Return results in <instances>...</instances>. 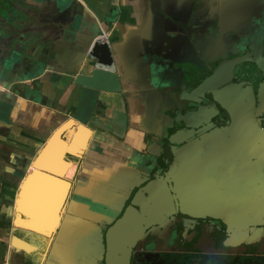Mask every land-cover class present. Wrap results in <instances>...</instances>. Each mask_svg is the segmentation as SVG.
<instances>
[{
    "label": "crops",
    "instance_id": "obj_1",
    "mask_svg": "<svg viewBox=\"0 0 264 264\" xmlns=\"http://www.w3.org/2000/svg\"><path fill=\"white\" fill-rule=\"evenodd\" d=\"M4 3L11 8L8 14L0 10V264H104L107 228L163 166L157 125L179 107L184 68L197 73L205 59L239 40L263 38L264 44V0H0ZM13 6L26 18L21 26L9 15ZM33 27L40 38L28 48L19 42L5 46ZM102 29L115 65L102 72L113 75L114 87L80 81L82 75L86 83L94 76L86 51ZM35 63L41 66L33 69ZM82 134L86 147L80 153L67 148L62 164L57 143L75 146ZM49 142L43 166H35ZM43 173L68 184L59 207L47 197L60 192ZM32 177L43 196L28 193L27 199L45 204L56 219L43 222L26 203V212L18 208L21 191L35 190ZM38 218L56 224L50 234L27 223ZM263 238L264 232L248 237L253 251L264 253V242L258 244ZM16 240L29 247L15 246Z\"/></svg>",
    "mask_w": 264,
    "mask_h": 264
},
{
    "label": "flooded vegetation",
    "instance_id": "obj_2",
    "mask_svg": "<svg viewBox=\"0 0 264 264\" xmlns=\"http://www.w3.org/2000/svg\"><path fill=\"white\" fill-rule=\"evenodd\" d=\"M250 43L252 48L245 52L233 42V49L205 59L195 74L191 73L193 70L184 68L186 76L184 88L180 91L179 107L171 108L176 112L175 115L163 118L157 125L162 134L161 142L165 146L161 155L163 166H160V172L178 165H172L173 158L168 155V152H174L171 145L168 146L170 149L166 147L169 144L168 138L173 133L183 134L176 150L178 153L189 142L201 141L206 135L220 133L218 129L221 127L229 135L240 133L237 119L247 121L254 118L260 127H264L263 38H251L249 45ZM218 57L220 58L217 59ZM230 58L243 59L236 65L233 73L230 61L227 62ZM222 61H226V65L222 67L223 72L218 74L214 70ZM198 90L202 91L201 96ZM237 94L239 98H234ZM259 154L253 160L258 161L261 184L255 192L249 187L244 191L247 200L262 199L264 196V155ZM219 196L217 193L213 198H220ZM263 230L264 225L259 224L237 229L215 216L172 214L163 222L151 226L135 244L130 264H242L246 260L254 262L251 264H264V253L253 251L254 249L240 250L249 246L247 239L252 233L259 234ZM262 241L264 242V238L258 244Z\"/></svg>",
    "mask_w": 264,
    "mask_h": 264
},
{
    "label": "water",
    "instance_id": "obj_3",
    "mask_svg": "<svg viewBox=\"0 0 264 264\" xmlns=\"http://www.w3.org/2000/svg\"><path fill=\"white\" fill-rule=\"evenodd\" d=\"M60 7L61 5L57 6L59 10ZM249 42L246 39L239 40L236 45L246 52L248 48H252ZM94 53L95 59L89 60L95 67L91 75H95L97 70H114V60L108 44L102 46L97 42ZM230 59L227 62L230 61L233 73L236 65L243 59ZM225 62H220L214 71L222 73ZM108 74L110 77L97 72L95 78L87 80V83L82 75L80 81L89 85L114 87L109 83L113 81V75ZM227 95L230 93L227 92ZM249 97L254 100L253 96ZM234 98H239V94ZM236 123L240 133L229 135L221 127L218 129L220 133L206 135L201 141L189 142L178 153L176 150L183 134L170 135L166 147L170 149L168 146L171 145L174 152H168V155L173 158L172 165H178L157 172L153 179L136 191L123 213L107 228L104 264H130L132 248L145 236L148 229L176 213L215 216L237 229L247 225H264V196L262 199L245 198L248 187L255 192L261 184L258 161L253 159L259 153L264 155V127H260L254 118L247 121L237 119ZM52 146L49 142L43 148L34 162L35 166H43L39 158L42 154L46 156ZM51 170L58 175L63 174V170ZM217 193L220 198H213ZM23 211L26 212L24 208Z\"/></svg>",
    "mask_w": 264,
    "mask_h": 264
},
{
    "label": "trees",
    "instance_id": "obj_4",
    "mask_svg": "<svg viewBox=\"0 0 264 264\" xmlns=\"http://www.w3.org/2000/svg\"><path fill=\"white\" fill-rule=\"evenodd\" d=\"M82 139H84V135L82 134L81 137L75 141V146L73 145H68L66 143H63L62 141L60 143H57L58 144V148L55 149V153L58 154V157H59V160L60 162L63 164V161H62V154L64 153V151L68 148L69 150H71L73 153H80L86 146L84 144V142L82 141ZM50 147V146H49ZM48 147V148H49ZM45 156H43V154L40 156L39 160H42ZM38 160V161H39ZM74 170H75V165L74 164H71L69 165L68 169L66 170V173L65 171H63V173H65L67 176L71 177L73 176L74 174ZM43 176H45L46 179H48L50 182H51V185L52 187L54 188V191L55 192H60L61 195L58 196V197H47L48 199L50 200H53L57 205V207H59L61 204H62V201L64 200L65 198V195H66V192H67V188H68V184L67 182L65 181H62L61 179H58L56 177V179H54L53 177L49 176V175H46V174H42ZM30 181V183L32 184L31 186L35 189L33 191H30L29 189H23L22 192H23V197L22 198H19V209L20 210H23L24 206H25V203L28 204V205H31L32 208H34L35 210V214L37 216L40 217H43L44 218V221L43 222H48L50 220H54L56 219V213H53L52 211H50V208L46 207L45 204H35V203H31L29 202V200L27 199V194L30 193L32 195V197H39V196H43L42 193H40V191L34 187V183H33V177L32 178H29L28 179ZM28 182V181H27ZM28 185V183H27ZM45 198V200L47 199ZM123 213V212H122ZM36 216V217H37ZM38 218V221L36 219H31L29 221H27L28 224L30 225H33L34 227H36L37 229L43 231L44 233H48L50 234L52 232V230L55 228V223L54 224H47V223H41L39 222ZM16 221H20V222H23L22 219L20 218H17ZM47 231V232H46ZM21 243H23L24 245H26L27 247H29V245H27L26 243H24L23 241L19 240Z\"/></svg>",
    "mask_w": 264,
    "mask_h": 264
},
{
    "label": "rangeland",
    "instance_id": "obj_5",
    "mask_svg": "<svg viewBox=\"0 0 264 264\" xmlns=\"http://www.w3.org/2000/svg\"><path fill=\"white\" fill-rule=\"evenodd\" d=\"M6 7H9V8H11V5H10V3H4V4H0V10H2L3 8V12H4V14L6 13V14H8L7 13V11L9 10V8H6ZM20 14H22V12H19V11H16V8L13 6V11H12V13H10L9 15L10 16H14V18H15V21H16V24L17 25H15V26H21L24 22H26V18H23L22 19V17H21V15ZM10 16H8V17H10ZM13 20V19H12ZM33 23H35V21L33 22ZM33 23L31 24V25H33ZM36 25V24H35ZM35 25H33L34 27H37V26H35ZM30 28V29H28V30H24L23 32H21V31H19L18 33L21 35V38L22 39H20V38H18V36L17 37H10V42L8 43V42H6L5 43V46L7 47L8 45H10V48L12 47V44L14 43V42H19V43H21V45H22V47H29V45H31L32 44V41L33 40H36V39H38V38H40V37H36L37 36V32H38V29L37 28ZM43 28V27H42ZM41 32H44L43 30H41ZM56 32H57V29H56ZM17 46V45H16ZM26 48V49H27ZM13 52V51H12ZM39 66H41V64H39V63H35V65H33V69H38V67ZM30 68H32V67H30ZM178 82H180L179 80H178ZM234 88V87H233ZM196 92V91H195ZM198 92H199V95L201 96V92L198 90ZM163 118V117H162ZM62 141V140H61ZM63 143H66L65 141H63ZM71 151V150H70ZM46 175H48V174H46ZM49 176H51V177H53L52 175H49ZM54 179H56V177L54 176L53 177ZM21 196L23 197V192L21 191ZM19 199V198H18ZM18 202H19V200H17ZM18 207H19V203H18ZM19 245H23V246H26V245H24L23 243H21L19 240H16V242H15V246H19ZM27 247V246H26ZM250 249H252L253 250V248H251V247H249V246H247L246 248H244V247H242V248H240V250L241 251H250ZM239 250V249H238ZM248 263H254V262H247V260H246V262H243L242 264H248Z\"/></svg>",
    "mask_w": 264,
    "mask_h": 264
},
{
    "label": "built area",
    "instance_id": "obj_6",
    "mask_svg": "<svg viewBox=\"0 0 264 264\" xmlns=\"http://www.w3.org/2000/svg\"><path fill=\"white\" fill-rule=\"evenodd\" d=\"M108 40H109V34L107 33V31H104V29H102V32L98 36H96L94 41L91 43L90 48L87 51L86 57L89 58V60L95 59L94 48L97 42H99L103 46L108 43Z\"/></svg>",
    "mask_w": 264,
    "mask_h": 264
},
{
    "label": "bare ground",
    "instance_id": "obj_7",
    "mask_svg": "<svg viewBox=\"0 0 264 264\" xmlns=\"http://www.w3.org/2000/svg\"><path fill=\"white\" fill-rule=\"evenodd\" d=\"M97 72H102V71H99V70H98ZM97 72H96V74H97ZM96 74H95V75H96ZM95 75H94L91 79H89V80H93V79L95 78Z\"/></svg>",
    "mask_w": 264,
    "mask_h": 264
}]
</instances>
